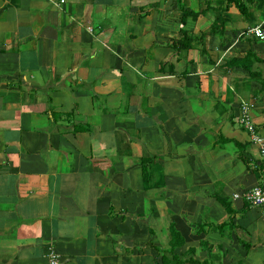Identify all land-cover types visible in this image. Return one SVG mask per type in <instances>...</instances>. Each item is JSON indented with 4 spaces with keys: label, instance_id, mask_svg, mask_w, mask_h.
Masks as SVG:
<instances>
[{
    "label": "crops",
    "instance_id": "obj_1",
    "mask_svg": "<svg viewBox=\"0 0 264 264\" xmlns=\"http://www.w3.org/2000/svg\"><path fill=\"white\" fill-rule=\"evenodd\" d=\"M205 1L0 0V264H165L170 222L174 253L264 263V215L233 197L260 179L240 117L264 138V41L244 32L264 7L214 34L211 11L182 17ZM217 197L234 216L213 229Z\"/></svg>",
    "mask_w": 264,
    "mask_h": 264
},
{
    "label": "trees",
    "instance_id": "obj_2",
    "mask_svg": "<svg viewBox=\"0 0 264 264\" xmlns=\"http://www.w3.org/2000/svg\"><path fill=\"white\" fill-rule=\"evenodd\" d=\"M214 2L217 3V5H213L209 0L205 1L204 7L199 8L198 11L193 10H185L182 13V17L192 16L197 17L198 14L206 15L207 12L211 11L213 14V23L211 26V32L214 34L221 33L223 30H225L226 25L228 24L231 14L229 12V8L233 5L234 8L237 10L238 14L246 20L248 23L253 25L256 21L255 17V9H263L264 7V0H215ZM181 33L184 37H188V33L186 30H181ZM191 37L189 36V40ZM255 58L254 55H252L251 52H247L242 57H234L231 58L227 63L228 66H242L246 67L245 63H247L248 60H251ZM264 83V79H262ZM245 162H248L247 159L243 158ZM142 168L143 173H147L144 169V164L150 162V158H142ZM217 199L220 201V203L224 206L226 213H227V219L217 223H206L208 226H210L213 229H216L218 227H223L227 224V222H231L234 216V211L231 208V204L228 200L224 199L223 197H217ZM248 205V204H247ZM205 223L200 226L201 228H204ZM169 250L171 252V258L164 259L162 256V261L165 264H215L214 262L210 261L208 257L197 260L194 258V255L196 253V248L193 246H188L185 250V252L181 254L174 253V250L177 247H181L184 245V239L180 232L175 228L174 223H169ZM206 241L201 242V248L204 250L206 248ZM244 246L249 249L250 245L248 243H244ZM201 249V250H202ZM264 264V263H263Z\"/></svg>",
    "mask_w": 264,
    "mask_h": 264
},
{
    "label": "built area",
    "instance_id": "obj_3",
    "mask_svg": "<svg viewBox=\"0 0 264 264\" xmlns=\"http://www.w3.org/2000/svg\"><path fill=\"white\" fill-rule=\"evenodd\" d=\"M246 34L254 38L264 41V28L260 25L253 26L244 31ZM240 122L244 125L250 135V141L254 143L259 151L261 166L259 183L242 193H234L233 197H240L250 206L257 207L264 215V138L254 131V126L251 122L248 112V105L242 106ZM50 264H60L57 254L53 251L49 252Z\"/></svg>",
    "mask_w": 264,
    "mask_h": 264
},
{
    "label": "rangeland",
    "instance_id": "obj_4",
    "mask_svg": "<svg viewBox=\"0 0 264 264\" xmlns=\"http://www.w3.org/2000/svg\"><path fill=\"white\" fill-rule=\"evenodd\" d=\"M228 23H230V22H228Z\"/></svg>",
    "mask_w": 264,
    "mask_h": 264
}]
</instances>
